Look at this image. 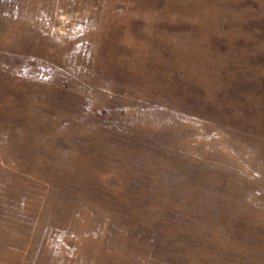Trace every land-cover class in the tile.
<instances>
[{"label":"rangeland","instance_id":"374dc122","mask_svg":"<svg viewBox=\"0 0 264 264\" xmlns=\"http://www.w3.org/2000/svg\"><path fill=\"white\" fill-rule=\"evenodd\" d=\"M0 264H264V0H0Z\"/></svg>","mask_w":264,"mask_h":264}]
</instances>
